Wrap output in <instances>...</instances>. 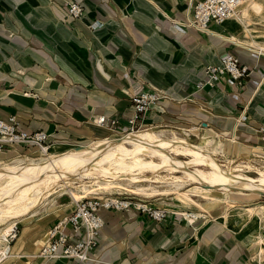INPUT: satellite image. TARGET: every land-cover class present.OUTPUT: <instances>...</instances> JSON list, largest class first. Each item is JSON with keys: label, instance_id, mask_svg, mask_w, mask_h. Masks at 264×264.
Returning <instances> with one entry per match:
<instances>
[{"label": "crops", "instance_id": "crops-1", "mask_svg": "<svg viewBox=\"0 0 264 264\" xmlns=\"http://www.w3.org/2000/svg\"><path fill=\"white\" fill-rule=\"evenodd\" d=\"M66 1L0 0V118L16 115L23 127L50 133L54 152H62L118 137L93 119L117 117L125 127L132 86L139 82L169 95L147 113L148 130L192 142L209 135L221 163L264 161V52L247 41L244 22L227 20L199 31L188 24L191 2L198 0H72L85 7L78 18L69 16ZM228 52L247 63L251 74L241 80L226 75L197 90L206 65L221 63ZM35 155L20 148L1 153L0 161ZM191 182L188 189L166 182L164 188L111 187L120 188L113 194L147 200L168 214L157 220L135 207L103 209L105 226L85 264H260L249 231L237 219H221L232 205H243L237 196L257 193L214 189L203 195L194 191L199 183ZM60 198L49 219L37 213L18 223L10 256L0 264H80L37 256L49 227L74 210L72 201Z\"/></svg>", "mask_w": 264, "mask_h": 264}, {"label": "bare ground", "instance_id": "bare-ground-1", "mask_svg": "<svg viewBox=\"0 0 264 264\" xmlns=\"http://www.w3.org/2000/svg\"><path fill=\"white\" fill-rule=\"evenodd\" d=\"M243 3L231 16L240 11L242 5L241 12L245 16L252 8L260 9L259 0H244ZM148 129L122 137L100 138L94 143L73 146L62 152L52 150L50 155L41 158L20 156L0 162V222L5 224L0 229V255L10 256L11 234V238H14V229L26 215L33 216L42 210L39 207L44 206L53 193L49 188L52 184H60L62 188L58 195L70 194L74 204L76 199L84 197L91 190L89 181L83 179L88 177H92L90 181L104 186L135 181L139 184V190L143 188L142 182L150 179L179 187L191 178L202 183V186L194 188L200 187L208 195L214 189L257 194H261L258 189L264 190V171L251 177L241 172L244 171L242 167L224 166L205 154V147L212 142L208 135L193 143L176 133L166 134L165 131ZM171 153L186 154L190 159L178 158ZM163 168L182 174H173L167 179L160 173ZM144 170H151L152 176L144 174ZM80 178L83 179L81 188H70V180ZM227 217L228 221L237 219L238 224L252 223L255 229L250 240L257 246V256L263 258L264 235L261 228L264 227V202L238 206Z\"/></svg>", "mask_w": 264, "mask_h": 264}, {"label": "built area", "instance_id": "built-area-1", "mask_svg": "<svg viewBox=\"0 0 264 264\" xmlns=\"http://www.w3.org/2000/svg\"><path fill=\"white\" fill-rule=\"evenodd\" d=\"M243 2L244 0H198L191 2V17L188 24L199 31L208 32L211 25L224 23ZM65 8L69 16L75 18L81 17L85 12L83 4L78 1H66ZM251 72L252 68L244 63L238 55L228 52L222 57L221 63L206 65L205 77L197 81L196 89L201 90L206 85L214 86L226 75L241 80L250 75ZM166 98H169L166 92L137 82L132 86L131 112L125 127L118 126L120 121L117 117H110L109 119L104 116L96 117L93 119V123L99 127L110 126L112 133L118 137L148 129L145 123L147 113L160 107ZM259 131L264 138V123L259 127ZM50 137L51 134L44 130H31L23 127L16 115H11L8 119L0 118V154L23 148L33 150L42 156H48L53 150ZM130 207L148 211L157 220L165 218L168 214L166 208L151 207L147 200H139L137 203L132 197L113 193L87 195L76 199L74 210L49 227L46 241L41 246L37 256L46 259H75L80 264L89 262L92 259L91 255L94 249L99 244L105 226V219L101 211L103 209L121 210ZM18 231L19 227L16 226L14 229L15 237Z\"/></svg>", "mask_w": 264, "mask_h": 264}, {"label": "rangeland", "instance_id": "rangeland-1", "mask_svg": "<svg viewBox=\"0 0 264 264\" xmlns=\"http://www.w3.org/2000/svg\"><path fill=\"white\" fill-rule=\"evenodd\" d=\"M259 2H260V6H259V8L260 9H254V8H252L251 10H250V12L248 13V15L247 16H245V15H242V13L243 12H241V9H242V6L240 7V11H238L235 15H233V16H231L228 20H234V21H242V22H244L245 23V25H246V30H247V32H246V34H247V41L249 42V43H251L252 45H255L256 47H257V50H259V51H261V52H264V0H259ZM244 4V3H243ZM85 8V7H84ZM32 23H34V21H32ZM32 34L35 36V34H38V33H34V32H32ZM32 35V36H33ZM38 36H36V38H37ZM155 130H157L156 128H154ZM209 136V135H208ZM209 139L210 140H212L213 141V139L209 136ZM193 143H198V142H193ZM212 143L213 142H211V143H209L208 145H207V147H205V149H204V152H205V154H207V155H211V157L213 158V159H215V160H217V161H215V162H217V163H220V161L217 159V157H219V156H215V153L216 152H214L213 153V149H215V148H212L211 147V145H212ZM176 154V155H175ZM171 155H175L176 157H178V158H182V159H185V160H188V159H190V156L189 155H183L182 153H171ZM35 156H37L38 158H41L42 157V155H40L39 153H37V155H35ZM147 158H148V156H146ZM221 157V156H220ZM16 158H18V157H15V158H13V159H10V160H6V161H11V160H14V159H16ZM36 158V157H35ZM222 158V157H221ZM7 159H9V158H7ZM261 159V158H260ZM6 161H0V162H6ZM227 162V163H226ZM256 162H258L257 164L256 163H254L253 164V162H251V161H237L236 163L234 162L233 163V161L231 160V159H229V160H223L222 161V163H226L227 165H229V166H231V167H242V168H244V171H246V172H244V171H241V172H243V173H245V174H247V175H249V176H251V177H256V176H258V174H256V172H255V170H258V168H263L264 169V161H260V160H256ZM244 164H246V165H244ZM248 167V168H247ZM204 168H206V169H209L208 167H204ZM170 170H168V169H166V168H163V169H161L160 170V173H162L161 175L163 176H165V178H167L168 179V177H170L171 175H173V174H182V173H179V172H174V173H172L171 171L169 172ZM261 171H264V170H261ZM143 173L144 174H152V171L151 170H144L143 171ZM259 173H260V171H259ZM163 176V177H164ZM85 181H89V184H92V183H94V182H92V181H90V180H92V177H88V178H83ZM82 178H80V179H71L70 181V183H71V185L72 186H70V188H72V189H77V190H79V188H77V186H80L81 185V181L83 180ZM188 180H190V181H188V182H185V184L184 185H182V188L183 189H188V188H190L194 183L193 182H191V181H195L196 183H199V184H196V186L197 185H199V186H202V183H200L199 181H196V180H194V179H188ZM74 181H75V184H74ZM165 181V180H164ZM125 183H127V184H131V185H134L135 186V189H137V190H139L138 189V182H125ZM144 183H146V185H144ZM147 183H152L153 184V186H159V188H164V187H166V184L164 183V182H159V181H143L142 182V184H143V187L144 186H148V185H151V184H147ZM122 184H124V183H122ZM55 185H56V187H55ZM77 185V186H76ZM116 185H121V184H112V185H108V186H104V185H100V184H97V183H94V185L92 184L91 186V190L90 191H88V193H86V195L85 196H87V195H91V194H94V193H102V194H109V193H113L115 190H117V189H120L119 188V186L118 187H115V188H111V187H113V186H116ZM52 186V187H51ZM49 188H52V190L51 191H53V193L50 195V198H49V202L47 201L46 203H45V205L44 206H41V207H39V209H42L40 212H38V216H42V217H44L45 219H49L52 215H50V214H47V213H49V212H51L52 210H54L55 209V207H56V203H57V201H58V198H60V197H62V199L60 198V200H59V202H61V201H72V206L71 207H73V208H75V204H74V202H73V199H72V197L70 196V194H68V193H64V194H62V195H58V193L60 194L61 193V186H60V184H52ZM179 187H181V186H179ZM54 188V189H53ZM175 188H177V187H175ZM195 190V192L196 191H199V192H203V190H202V188H200V187H197V188H194ZM224 190V189H223ZM58 191V192H57ZM221 194V193H220ZM145 196L144 197H146V195H148V194H144ZM150 195V194H149ZM169 195V194H168ZM203 195H205V193L203 192ZM206 195H208V194H206ZM84 196V197H85ZM170 196H172V195H170ZM196 199H198V200H201V199H203V200H205L206 198H204V197H202L201 195H195L194 196ZM256 197H258V200L257 201H252L253 199H255ZM260 197V198H259ZM80 198H82V197H80ZM79 198V199H80ZM176 199L177 200H179V201H181V202H183L180 198H178V197H176ZM236 199H237V201H239L241 204H243V205H248V204H245V203H250V202H264V196L261 194H256V195H252V196H249V197H245V196H237L236 197ZM253 204H255V203H253ZM242 205V206H243ZM252 205V204H251ZM196 206V204H192V206L191 207H195ZM238 206H241V205H235V206H233L232 205V207L233 208H231L226 214H224L222 217H221V219H223V220H225V219H227L228 220V217H227V215H228V213H230V212H232V211H234L235 209H236V207H238ZM44 207V208H43ZM53 213V212H52ZM34 216V215H33ZM26 219L25 220H20V222H18V223H21V222H26L27 220H29V218L30 217H32V216H29V215H26ZM192 221V220H191ZM3 226H5V224H2V222H0V229L3 227ZM237 226H239V227H244V229H246V230H248L249 231V235H248V237H247V240H249L250 241V239H251V235H252V233H253V230L255 229V227L253 226L252 227V223H239V224H237ZM262 230L264 229V227H262L261 228ZM263 232V231H262ZM263 235H264V232H263ZM250 237V238H249ZM15 238V237H14ZM13 238H11V236H10V245H11V240H12ZM263 242H264V240H263ZM263 242H262V246L264 247V245H263ZM44 243L43 242H41V244L38 246V251L40 250V248H41V246L43 245ZM10 248V247H9ZM9 250V249H8ZM8 253H10L9 251H8ZM261 262H260V264H264V257L263 258H260V257H258L257 256V254L255 255ZM2 258H9V257H2L1 255H0V259H2Z\"/></svg>", "mask_w": 264, "mask_h": 264}, {"label": "water", "instance_id": "water-1", "mask_svg": "<svg viewBox=\"0 0 264 264\" xmlns=\"http://www.w3.org/2000/svg\"><path fill=\"white\" fill-rule=\"evenodd\" d=\"M218 187V185H216ZM259 193H261L262 195H264V190L258 189L257 190Z\"/></svg>", "mask_w": 264, "mask_h": 264}]
</instances>
